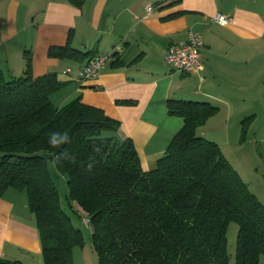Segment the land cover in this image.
I'll return each instance as SVG.
<instances>
[{
	"label": "trees",
	"instance_id": "obj_1",
	"mask_svg": "<svg viewBox=\"0 0 264 264\" xmlns=\"http://www.w3.org/2000/svg\"><path fill=\"white\" fill-rule=\"evenodd\" d=\"M68 1L77 8L86 2ZM82 55L68 45L49 50L61 60ZM63 86L56 74L35 79L28 58L22 77L7 81L0 72V197L26 192L44 264H75L73 251L85 245L51 164L67 179L66 207L89 220L98 264H229L233 222L239 226L236 264H264V204L220 148L197 136L217 108L169 100V115L182 118L184 127L156 168L145 172L133 142L117 137L120 123L103 110L81 99L53 107L50 97Z\"/></svg>",
	"mask_w": 264,
	"mask_h": 264
},
{
	"label": "crops",
	"instance_id": "obj_2",
	"mask_svg": "<svg viewBox=\"0 0 264 264\" xmlns=\"http://www.w3.org/2000/svg\"><path fill=\"white\" fill-rule=\"evenodd\" d=\"M217 15L230 23L213 22ZM191 32L202 36L204 71L181 75L165 59ZM67 45L87 57L49 56ZM117 45L123 51L98 80H77L88 59ZM27 58L35 79L56 74L63 83L50 97L55 109L81 99L118 121L117 137L133 142L145 172L184 127L169 115V100L217 108L197 136L220 148L264 204V0H86L81 8L68 0H0V72L7 81L23 76ZM0 259L44 264L26 192L0 197Z\"/></svg>",
	"mask_w": 264,
	"mask_h": 264
},
{
	"label": "built area",
	"instance_id": "obj_3",
	"mask_svg": "<svg viewBox=\"0 0 264 264\" xmlns=\"http://www.w3.org/2000/svg\"><path fill=\"white\" fill-rule=\"evenodd\" d=\"M147 13H152L154 6L149 5L146 8ZM213 22L225 26L231 19L227 16L217 15ZM204 47L202 36L198 33H189V39L186 43L171 46L165 59L166 65L174 72L181 75L201 74L204 71L201 53ZM123 51L122 45H117L112 52L107 55H99L91 59L85 67L78 73L77 80L81 83H90L99 79L102 72L112 65ZM71 73L68 69L65 75ZM85 226H89V220L84 221Z\"/></svg>",
	"mask_w": 264,
	"mask_h": 264
},
{
	"label": "rangeland",
	"instance_id": "obj_4",
	"mask_svg": "<svg viewBox=\"0 0 264 264\" xmlns=\"http://www.w3.org/2000/svg\"><path fill=\"white\" fill-rule=\"evenodd\" d=\"M50 170L55 180V183L58 187L61 201L63 207L67 210L68 214L71 217L73 225L82 231L85 238V245L81 248H77L73 251L74 253V263L75 264H98L97 254L94 251L92 241H91V229L88 226H85L83 223V217L81 218L77 213L73 212L71 209L66 207V197L68 196V186L67 179L63 176L57 174L55 166L50 165ZM238 233L239 226L233 222L230 223L227 232V241H228V254L230 263L236 264V253H237V244H238Z\"/></svg>",
	"mask_w": 264,
	"mask_h": 264
},
{
	"label": "clouds",
	"instance_id": "obj_5",
	"mask_svg": "<svg viewBox=\"0 0 264 264\" xmlns=\"http://www.w3.org/2000/svg\"><path fill=\"white\" fill-rule=\"evenodd\" d=\"M56 136H57V134H53V137H56ZM53 137H52L51 143L55 144V143H57L58 141H57V140H54ZM62 140H67V136H64V137L62 138Z\"/></svg>",
	"mask_w": 264,
	"mask_h": 264
}]
</instances>
